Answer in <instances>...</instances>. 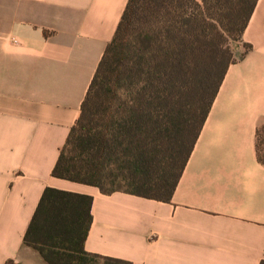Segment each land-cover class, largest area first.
I'll list each match as a JSON object with an SVG mask.
<instances>
[{
    "label": "crops",
    "instance_id": "1",
    "mask_svg": "<svg viewBox=\"0 0 264 264\" xmlns=\"http://www.w3.org/2000/svg\"><path fill=\"white\" fill-rule=\"evenodd\" d=\"M128 0H0V264L45 188L88 195V253L131 264L264 261V0H257L169 202L51 176Z\"/></svg>",
    "mask_w": 264,
    "mask_h": 264
},
{
    "label": "trees",
    "instance_id": "2",
    "mask_svg": "<svg viewBox=\"0 0 264 264\" xmlns=\"http://www.w3.org/2000/svg\"><path fill=\"white\" fill-rule=\"evenodd\" d=\"M256 2L128 0L51 176L169 202ZM91 203L45 188L22 244L45 264H131L85 251Z\"/></svg>",
    "mask_w": 264,
    "mask_h": 264
},
{
    "label": "rangeland",
    "instance_id": "3",
    "mask_svg": "<svg viewBox=\"0 0 264 264\" xmlns=\"http://www.w3.org/2000/svg\"><path fill=\"white\" fill-rule=\"evenodd\" d=\"M236 42H240V41H236ZM236 42H232L231 44H230V49H232V46L234 45V43H236ZM28 248V247H27ZM30 249V248H29Z\"/></svg>",
    "mask_w": 264,
    "mask_h": 264
}]
</instances>
